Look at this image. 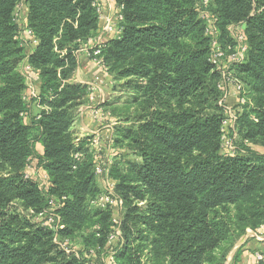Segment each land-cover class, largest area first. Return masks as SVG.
Returning <instances> with one entry per match:
<instances>
[{"label": "trees", "instance_id": "trees-1", "mask_svg": "<svg viewBox=\"0 0 264 264\" xmlns=\"http://www.w3.org/2000/svg\"><path fill=\"white\" fill-rule=\"evenodd\" d=\"M93 1L0 0V264H103L111 212L91 206L102 188L89 137L75 142L71 130L87 96V85L73 81L76 53L99 29ZM111 1L122 6V20L99 57L122 102L112 130L120 148L109 170L122 200L117 264H224L246 229L264 224V151L252 148H264V0L208 3L220 38L242 22L248 43L232 70L249 103L238 112L235 150L226 156L220 74L196 11L201 0ZM21 2L38 40L28 55L14 19ZM24 62L40 79L41 110L29 123ZM112 102L100 106L111 110ZM28 165L47 172V191L24 177ZM50 197H64L58 234L78 238L77 253L60 249L29 212L43 210Z\"/></svg>", "mask_w": 264, "mask_h": 264}, {"label": "built area", "instance_id": "built-area-1", "mask_svg": "<svg viewBox=\"0 0 264 264\" xmlns=\"http://www.w3.org/2000/svg\"><path fill=\"white\" fill-rule=\"evenodd\" d=\"M105 1L106 0H94L92 2L99 16V29L97 34L89 39L88 46L81 49L85 56L95 61L98 66L104 70L105 66L101 57H99L100 48L106 39L116 35V30H119L118 25L122 20V6H116L113 2L112 14L108 15L104 10ZM21 3L14 11V19L22 27L17 38L21 42V45L25 47L26 54L28 55L32 47L37 44L38 40L34 37L33 31L27 27L26 21L21 16ZM208 3L209 0H201V5L196 6V11L198 12L199 18L204 23V34L209 38V60L214 65L215 70L220 74L218 87L222 91V95L219 104L224 108V118L221 128V151L223 155L226 156L232 154L235 150L237 133L234 126L238 112L242 109L244 104L247 102L249 103L243 94V84L232 70L235 64L241 63L245 59L248 43L244 32V25L241 22L231 25L235 30L233 44H223L220 38V31L216 24L217 19L208 8ZM20 70L25 77L26 87L23 96L27 101L29 97L35 95L31 79L33 76L37 75V72L25 62L21 64ZM89 89L92 90L90 87ZM93 93L92 91V93L89 94V99H94ZM231 100H234V102L231 103ZM91 109L93 111V118L98 120V112L92 107ZM89 148L92 152L93 172L102 187V192L91 201V206L99 209H108L111 212L110 231L107 236V242L104 248L101 249L103 254L102 261L103 264H117L115 244L118 238L121 237L120 220L122 200L114 190L115 181L109 176V170L112 165L111 158L118 153V149L114 145L112 132L106 137L104 143L101 142L98 133L91 134ZM74 157L78 159L81 157V154H75ZM24 177L34 178L42 191H47L50 186L49 176L44 169H35L28 165L25 169ZM63 200L64 197H50L47 206L43 210L38 212L29 210V212L33 215L34 221L46 226L54 233L53 240L60 249L66 253H77L80 244L69 237H60L58 234V232L64 228V225L61 223L56 210L63 204ZM256 230L258 233H253L251 230L248 231V233L257 236V238L261 237V239H264V224L260 225ZM89 252L90 256H94L95 251L93 249H89ZM254 256L257 260H264L262 250H255ZM231 264L239 263L231 261Z\"/></svg>", "mask_w": 264, "mask_h": 264}, {"label": "crops", "instance_id": "crops-1", "mask_svg": "<svg viewBox=\"0 0 264 264\" xmlns=\"http://www.w3.org/2000/svg\"><path fill=\"white\" fill-rule=\"evenodd\" d=\"M104 10L106 14L111 15L113 11V1L106 0L104 2ZM21 16L26 21L27 17V6L24 2L21 3ZM77 57V67L75 69V72L73 74V81L79 82L81 84L88 85V93L87 96L89 97V92L93 91L94 93V102L87 103L88 97H85V103L78 106L77 109V116L74 119L71 130L74 135L75 142H78L79 139H82L84 137H89L88 141L90 143L91 134L98 133L100 140L102 143L106 140V137L109 136V134L112 132V124L115 123L114 121H110V119L105 116L108 114L107 111H104L102 107L100 106L102 102L106 99V97L109 95V87L111 83V77L107 74L106 70L100 68L98 64L93 61L92 59L85 56L84 52L80 49L76 53ZM31 83L34 86L35 95L33 97H29L27 100V104L29 106L28 113H25L23 119L26 123H29L30 118L35 116L39 113L41 110V106L37 104L36 97L40 93V79L38 75H35L31 79ZM92 88V90L89 89ZM90 90V91H89ZM234 102V100H231V103ZM92 108L96 110L99 114L98 120L93 118L92 115ZM104 146V145H103ZM89 147V145H88ZM35 148L38 153H42L43 148L42 145L37 142L35 143ZM252 148L255 149L258 152H263L264 148L260 145H252ZM104 150V149H103ZM92 162V168H93V158L91 157ZM97 185L101 187L97 177L95 176ZM257 239V236H255ZM74 241L79 243V248L83 247V244L77 240L78 238H74ZM263 242L254 243L252 249L253 250H261L264 248V239H262ZM258 241V239H257ZM241 243L238 244L237 247H240ZM93 262L94 260L91 259ZM238 263L240 264H256V260L254 258L253 251H249L246 247H242L241 251L238 255L237 259Z\"/></svg>", "mask_w": 264, "mask_h": 264}, {"label": "rangeland", "instance_id": "rangeland-1", "mask_svg": "<svg viewBox=\"0 0 264 264\" xmlns=\"http://www.w3.org/2000/svg\"><path fill=\"white\" fill-rule=\"evenodd\" d=\"M238 23H241V22H237V23H233L234 25L235 24H238ZM232 24H230L228 27H227V36L226 37H222L221 36V40H222V42H224V44L225 45H231V44H233V42H234V32H235V30H234V28H233V26H231ZM108 74V73H107ZM109 75V74H108ZM111 77V76H110ZM90 91V90H89ZM109 95L106 97V99L104 100V102L106 101V100H110V99H113V102H112V107H111V110H107V112H108V114H106L105 116H107L109 119H110V121L112 122V121H114L115 123H113L112 124V129H113V126L116 124V119H117V114H116V112L118 111V109L122 106V102L121 101H117L116 100V97L117 96H119V93H117L118 91H114V90H112V79H111V83H110V87H109ZM87 93H88V85H87ZM89 93H92V91H90ZM88 97V96H87ZM94 100L95 99H89L88 98V100H87V103H88V101H89V103H92V102H94ZM85 103V101H83V103H81V104H84ZM80 104V105H81ZM97 107H101V106H97ZM114 109V110H113ZM104 110V109H103ZM104 111H106V110H104ZM118 113V112H117ZM116 147V146H115ZM119 148H120V145L118 146ZM117 148V147H116ZM119 148H117L118 149V152H119ZM118 154V153H117ZM116 156L117 155H114L112 158H111V160H112V165H113V163H114V159L116 158ZM112 165H111V167H112ZM97 209H99V208H97ZM257 229V228H256ZM256 229H251V228H247L246 229V231L244 232V234L242 235V237L236 242V244L232 247V249L229 251V253L227 254V257H226V260H225V262H224V264H231V261H233V257H234V253H235V251L237 250V249H239L237 246H238V244L240 243V242H243V244L241 243V245H240V249H239V251H241V248L242 247H246L249 251H253V254H254V251L255 250H253L252 249V247H253V245H254V243H259V242H263V240L261 239V237L260 238H257L258 239V241H257V239H256V237L254 236V235H252V234H250V233H248V231H250L251 230V232H255V233H258V231L256 230ZM257 235H259V234H257ZM259 236H261V235H259ZM73 240V239H72ZM261 250H264V248H262ZM93 256H88V258H92ZM254 258H255V256H254ZM255 260H256V263H257V259L255 258ZM240 264V263H239Z\"/></svg>", "mask_w": 264, "mask_h": 264}]
</instances>
